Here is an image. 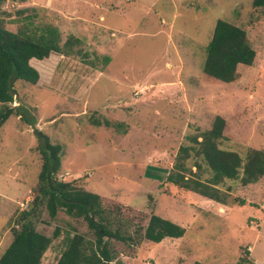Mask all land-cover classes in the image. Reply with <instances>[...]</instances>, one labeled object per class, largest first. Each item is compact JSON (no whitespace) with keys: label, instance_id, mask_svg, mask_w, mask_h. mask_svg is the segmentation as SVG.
Segmentation results:
<instances>
[{"label":"rangeland","instance_id":"obj_1","mask_svg":"<svg viewBox=\"0 0 264 264\" xmlns=\"http://www.w3.org/2000/svg\"><path fill=\"white\" fill-rule=\"evenodd\" d=\"M0 11L11 31L29 16L33 26L57 27L60 43L78 39L70 54L30 60L36 84L14 83L11 104L26 106L36 123L11 115L0 127V255L34 194L39 130L63 147L58 178L98 193L107 208L120 205L128 233L152 213L184 227L183 236L158 243L110 240L124 264H235L244 250L253 264H264V176L220 187L229 186V200L243 198L239 205L149 175L166 174L187 136L208 129L216 115L225 120L221 147L241 155L264 150V11L252 0H3ZM217 19L243 28L255 50L252 65H239L229 83L202 72ZM55 227L41 264L56 263L68 234L91 237L83 219L62 210L54 218L43 212L36 223L46 236Z\"/></svg>","mask_w":264,"mask_h":264},{"label":"trees","instance_id":"obj_2","mask_svg":"<svg viewBox=\"0 0 264 264\" xmlns=\"http://www.w3.org/2000/svg\"><path fill=\"white\" fill-rule=\"evenodd\" d=\"M252 5L264 11V0H252ZM24 21L19 30L11 31L5 28V21L0 16V127L11 115L35 127L36 119L26 106L11 104L15 95L14 83L20 80L36 84L39 73L30 60H42L52 52L70 54L78 42L76 37L69 36L60 43V34L54 25L46 23L33 26L29 16ZM254 58L255 50L246 31L224 19H217L206 45L202 72L209 79L229 83L236 79L238 66H250ZM91 124L118 125H112L107 119H91ZM224 128V118L214 116L208 129L187 136L188 142L179 146L173 166L166 174L162 171L149 174V170L146 173L218 203L227 204L231 201L244 204L245 200L238 196H232L229 200V186L225 190L221 186L227 180L247 185L262 178L264 150L249 148L241 155L221 147ZM36 134L35 149L41 164L34 194L27 206L15 216L10 229L12 239L0 255V264H41L52 238L57 237L60 231V228L55 227L52 236H46L36 229L43 212L54 218L62 210L68 216L81 218L91 233L90 238L77 232L68 234L55 264H124L111 252L110 240L129 244L134 239L142 238L158 243L167 237L183 236L184 227L155 213L150 214L145 225L137 228L133 235L128 233L125 229L126 220L120 216V205H117L116 210L107 208L98 193L78 187L73 181L58 178L63 147L51 142L39 130ZM204 172H207L206 176ZM244 252L235 264H253L248 258L249 252ZM192 264L206 263L196 260Z\"/></svg>","mask_w":264,"mask_h":264}]
</instances>
